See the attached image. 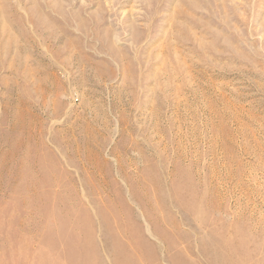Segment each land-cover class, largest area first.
Segmentation results:
<instances>
[{"label": "rangeland", "instance_id": "1", "mask_svg": "<svg viewBox=\"0 0 264 264\" xmlns=\"http://www.w3.org/2000/svg\"><path fill=\"white\" fill-rule=\"evenodd\" d=\"M0 264H264V0H0Z\"/></svg>", "mask_w": 264, "mask_h": 264}]
</instances>
